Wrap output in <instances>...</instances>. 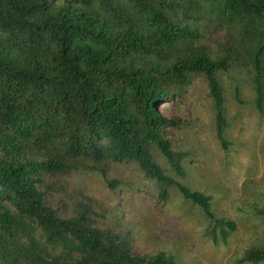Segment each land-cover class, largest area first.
I'll return each mask as SVG.
<instances>
[{
    "label": "trees",
    "instance_id": "16d2710c",
    "mask_svg": "<svg viewBox=\"0 0 264 264\" xmlns=\"http://www.w3.org/2000/svg\"><path fill=\"white\" fill-rule=\"evenodd\" d=\"M231 74L248 75L261 113L264 0H0V264H179L164 250L134 254L132 232L85 193L93 178L119 188L125 170L160 200L177 189L204 237L226 245L237 225L177 180L186 153L172 150L178 122L159 108L200 80L226 150ZM259 214L235 264H264V204Z\"/></svg>",
    "mask_w": 264,
    "mask_h": 264
},
{
    "label": "rangeland",
    "instance_id": "374dc122",
    "mask_svg": "<svg viewBox=\"0 0 264 264\" xmlns=\"http://www.w3.org/2000/svg\"><path fill=\"white\" fill-rule=\"evenodd\" d=\"M215 35L225 37L223 30ZM236 83L239 92L235 95ZM224 87L226 150L216 139L210 99L200 80L159 109L178 122L166 130L172 150L186 153L184 176L177 180L209 196L213 213L234 221L237 230L226 245H213L203 235L205 223L198 208L184 201L175 188L167 201L160 200L155 188L137 172L125 170L119 177L122 185L115 190L100 179L87 181L85 193L132 232L134 254L164 250L179 264H235L255 240L254 223L260 222L264 204V109L260 113L255 106L248 75H226ZM46 199L59 218L68 216L64 198L50 193Z\"/></svg>",
    "mask_w": 264,
    "mask_h": 264
}]
</instances>
